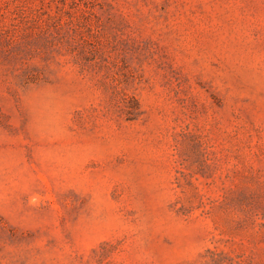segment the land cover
I'll return each instance as SVG.
<instances>
[{
    "label": "rangeland",
    "instance_id": "374dc122",
    "mask_svg": "<svg viewBox=\"0 0 264 264\" xmlns=\"http://www.w3.org/2000/svg\"><path fill=\"white\" fill-rule=\"evenodd\" d=\"M0 264H264V0H0Z\"/></svg>",
    "mask_w": 264,
    "mask_h": 264
}]
</instances>
